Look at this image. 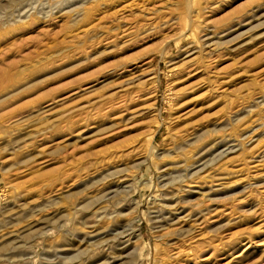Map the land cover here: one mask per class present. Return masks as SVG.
Returning <instances> with one entry per match:
<instances>
[{
    "label": "rangeland",
    "instance_id": "obj_1",
    "mask_svg": "<svg viewBox=\"0 0 264 264\" xmlns=\"http://www.w3.org/2000/svg\"><path fill=\"white\" fill-rule=\"evenodd\" d=\"M0 264H264V0H0Z\"/></svg>",
    "mask_w": 264,
    "mask_h": 264
}]
</instances>
